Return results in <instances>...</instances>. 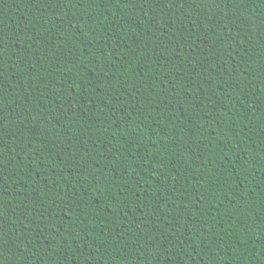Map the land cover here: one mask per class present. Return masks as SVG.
Masks as SVG:
<instances>
[{"label":"trees","instance_id":"trees-1","mask_svg":"<svg viewBox=\"0 0 264 264\" xmlns=\"http://www.w3.org/2000/svg\"><path fill=\"white\" fill-rule=\"evenodd\" d=\"M0 264H264V0H0Z\"/></svg>","mask_w":264,"mask_h":264}]
</instances>
